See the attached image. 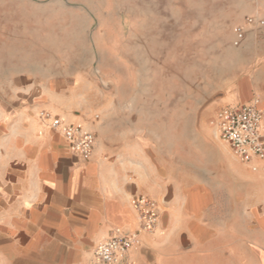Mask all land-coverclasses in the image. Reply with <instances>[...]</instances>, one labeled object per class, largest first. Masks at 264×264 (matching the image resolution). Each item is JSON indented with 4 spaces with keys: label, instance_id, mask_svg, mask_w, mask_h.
<instances>
[{
    "label": "rangeland",
    "instance_id": "rangeland-1",
    "mask_svg": "<svg viewBox=\"0 0 264 264\" xmlns=\"http://www.w3.org/2000/svg\"><path fill=\"white\" fill-rule=\"evenodd\" d=\"M248 16L264 19V0H0V28L15 37L0 44V121L44 100L42 83L9 79L11 60L84 74L66 83L70 115L97 116L104 157L140 190L162 188L159 218L179 202L188 220L173 231L160 219L145 264H264V194L251 208L252 181L228 146L201 141H216L215 112L264 63V25L234 44Z\"/></svg>",
    "mask_w": 264,
    "mask_h": 264
},
{
    "label": "crops",
    "instance_id": "crops-1",
    "mask_svg": "<svg viewBox=\"0 0 264 264\" xmlns=\"http://www.w3.org/2000/svg\"><path fill=\"white\" fill-rule=\"evenodd\" d=\"M14 38L11 31L0 28L2 50H10L8 42ZM9 65V79L42 83L44 100L42 104L21 105L10 121H0V264H94L91 250L96 242L116 225L136 226L132 196L146 195L160 209L162 188L145 186L140 190L118 160L104 157L100 145L102 125L97 116L92 119L70 115L66 83L84 81V74L70 72L64 64L43 61H24L15 66L11 60ZM255 97L263 111L260 132L264 135V63L254 71L241 100L227 105ZM40 109L93 131L95 141L90 156L83 159L69 151L61 136L39 121ZM201 141L210 152L216 148L225 152L228 146L217 136L216 141ZM224 155L218 154L214 160L219 170L226 169ZM228 157L240 174L251 179L249 200L251 208L256 206L263 201L259 195L264 194V158L254 160L256 169L252 170L233 154ZM171 204L162 211L153 233L139 235V243L130 251L135 264L146 263L148 246H152L149 251L155 250L158 243L153 235L161 226L160 219H167L173 231L188 221L183 217L182 204L177 202L176 208Z\"/></svg>",
    "mask_w": 264,
    "mask_h": 264
},
{
    "label": "built area",
    "instance_id": "built-area-1",
    "mask_svg": "<svg viewBox=\"0 0 264 264\" xmlns=\"http://www.w3.org/2000/svg\"><path fill=\"white\" fill-rule=\"evenodd\" d=\"M263 26L264 19L245 17L234 27V44L238 45L251 26ZM258 98L217 109L212 120L215 135L228 144L234 157L241 163L256 169L253 161L264 158V135L260 132L263 111L257 106ZM39 121L63 139L66 148L87 159L93 149L95 134L63 117L40 109ZM136 215V226H114L109 233L95 243L91 253L94 264H135L130 257L131 249L139 243L141 233H153L156 229L159 208L157 202L143 194L133 195L130 200Z\"/></svg>",
    "mask_w": 264,
    "mask_h": 264
}]
</instances>
